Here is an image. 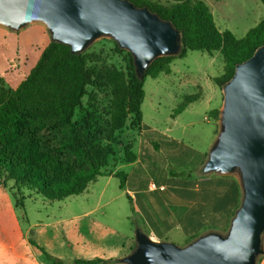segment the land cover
I'll return each instance as SVG.
<instances>
[{"label":"trees","instance_id":"1","mask_svg":"<svg viewBox=\"0 0 264 264\" xmlns=\"http://www.w3.org/2000/svg\"><path fill=\"white\" fill-rule=\"evenodd\" d=\"M130 1L170 22L181 32L182 46L176 56L155 60L143 78L138 74L130 52L127 53L126 72L116 69L106 72L113 96L110 122L105 131L108 142L125 127L130 116L144 129L145 81L148 77L157 78L160 73H171L170 65L176 58L186 57L189 51H205L210 55L220 52L225 62L224 73L213 82L222 89L233 77L236 66L264 46V18L239 39L232 32L217 27L210 7L203 0H167L166 4L152 0ZM93 83L94 73L88 68L84 53L74 54L70 46L53 40L16 88L7 87L5 78L0 76V186L9 192L15 207L25 210L22 202L25 191L38 194L49 202L64 201L84 193L91 183L106 175L101 168L108 150L90 141L83 133V127L74 121L76 110L82 106L87 88ZM199 97L197 94L187 96L174 115ZM211 114L219 118L220 111ZM126 159L131 163L136 156L126 152ZM116 177L121 180L120 188L123 189L126 175L117 173ZM16 195L22 199L19 203ZM140 227L137 223L136 229ZM31 233L29 243L55 264L119 262L101 258L65 262L49 255Z\"/></svg>","mask_w":264,"mask_h":264},{"label":"rangeland","instance_id":"2","mask_svg":"<svg viewBox=\"0 0 264 264\" xmlns=\"http://www.w3.org/2000/svg\"><path fill=\"white\" fill-rule=\"evenodd\" d=\"M152 1L162 4L167 2ZM203 1L210 7L217 27L221 31L232 32L239 39L245 37L248 31L264 18L262 0ZM51 41L52 35L43 23L30 24L20 31L0 25V75L6 76L3 78L7 87L16 88L25 79ZM83 53L88 68L94 73V83L88 86L87 95L83 98L82 106L76 110L74 121L83 127V133L90 141L108 150L104 166L101 168L108 175L116 164L127 160L126 152L132 153L134 145V152H138L136 143L141 130L133 116L128 118L123 129L116 132L111 142H108L105 136L113 100L106 72L110 69L126 72L129 64L128 51L122 49L114 39L103 37L92 43ZM170 68L171 73H160L157 78L148 77L145 81L146 96L142 105L144 122L178 139L180 158L185 159L188 155V167L193 169L201 161L199 152L209 151L219 131V118L212 116L211 113L215 110L221 111L223 92L214 84L213 79L223 75L225 62L220 52L210 55L205 51H189L186 57L176 58ZM201 90L202 98L192 103L185 112L174 117L186 96L201 95L199 92ZM163 149L166 153L161 163L164 171L183 177L188 167L178 163L180 158L173 154V149L167 147ZM140 169L139 167L136 171ZM130 170L126 169L127 172ZM235 175L239 178L237 174ZM120 181L118 177L109 182L107 178H99L91 183L84 193L64 201L49 202L38 194L25 191L23 200L16 195V202L22 200L25 210L20 207L15 209L25 230L30 226L45 227L39 236L34 228L31 234L35 239L37 237L49 239L58 252L64 249L60 248L57 238L61 239L63 236L76 238L79 224L76 216L92 209H95V212L91 217L104 220L124 233L130 232L134 239L132 243L134 250L137 246L134 226L137 223L140 225V220L137 214L133 213L127 195L122 194ZM11 186L9 184L10 190ZM12 203L16 206L14 200ZM186 240L180 230H175L169 242L185 247Z\"/></svg>","mask_w":264,"mask_h":264},{"label":"water","instance_id":"3","mask_svg":"<svg viewBox=\"0 0 264 264\" xmlns=\"http://www.w3.org/2000/svg\"><path fill=\"white\" fill-rule=\"evenodd\" d=\"M43 23L52 40L83 53L110 37L133 55L143 78L158 58L176 56L182 34L130 0H0V25L20 31ZM219 131L204 174L239 176L243 198L228 232L204 234L189 245L152 239L136 229V248L124 264H257L264 256V46L236 66L222 88Z\"/></svg>","mask_w":264,"mask_h":264},{"label":"crops","instance_id":"4","mask_svg":"<svg viewBox=\"0 0 264 264\" xmlns=\"http://www.w3.org/2000/svg\"><path fill=\"white\" fill-rule=\"evenodd\" d=\"M2 77L6 78V76ZM199 92L201 99L202 90ZM191 105L192 103L181 113ZM143 124L145 127L140 128V136L136 143L138 152H134L135 145L132 149V153L136 156L135 161L129 163L123 160L111 169L110 174L99 178H107L109 182L117 178V173L126 175L123 189L120 190L123 195H127L133 213L139 217L140 228L154 240L169 242L175 230H180L187 238L185 246L210 232L225 235L230 228L234 213L242 202L243 190L240 179L235 174H204L202 169L209 151L199 152L200 163H197L193 169L189 168L188 155L185 159L180 158L178 139L170 137L159 128L147 125L144 122V114ZM166 131L168 132V129ZM164 147L176 151L173 154L179 156L178 163L188 167L183 177H177L171 172L167 174L162 168L161 163L166 154ZM139 167L141 169L136 171ZM127 168L131 170L127 172ZM152 184L165 189H153ZM12 201L9 192L0 186V264H55L28 241L33 228L39 236L45 227L30 226L25 230ZM108 203L107 201L106 204ZM94 212L95 209H92L76 216L79 223L76 238L71 239L66 236L57 238V243L64 251H56L50 240L46 238L37 237V243L49 255L65 262L101 258L119 260L113 264H124L120 260L133 250L134 239L131 233H124L104 220L91 217ZM134 227L136 230V226ZM205 228L208 229L204 230ZM257 264H264V256L258 259Z\"/></svg>","mask_w":264,"mask_h":264},{"label":"built area","instance_id":"5","mask_svg":"<svg viewBox=\"0 0 264 264\" xmlns=\"http://www.w3.org/2000/svg\"><path fill=\"white\" fill-rule=\"evenodd\" d=\"M151 187L153 189H160V190H164L165 189L164 187H157L155 184H152Z\"/></svg>","mask_w":264,"mask_h":264}]
</instances>
